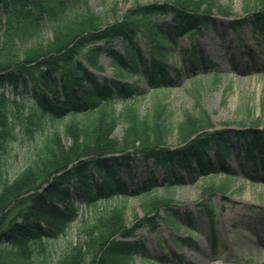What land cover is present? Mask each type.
Segmentation results:
<instances>
[{"label": "trees", "instance_id": "1", "mask_svg": "<svg viewBox=\"0 0 264 264\" xmlns=\"http://www.w3.org/2000/svg\"><path fill=\"white\" fill-rule=\"evenodd\" d=\"M80 2L0 0V93L20 87L32 92L30 123L36 120L40 126L43 119L69 122L64 127L66 143L55 131L31 164L13 181L3 183L0 264L30 260L33 247L44 252L46 243L64 236L83 209L93 210V218L79 229L77 241L56 264H133L138 254L148 262L145 242L138 238L137 231L147 228L156 233L159 220L176 231L181 228L175 219L178 212L173 207L176 201L172 191L177 187L175 182L182 180L180 173L186 168L192 171L196 165L203 174L216 172L226 179L235 176L228 159L237 147L230 144L227 132L216 130L208 116L190 112L173 124L160 100L146 115H141L133 101L145 93L137 84L126 82L135 71L138 80L147 82L154 92L166 90L174 82L167 64L173 40L200 35L207 29L214 9L227 17L231 10L215 7L210 0H165L137 5L107 24L89 8L76 9L70 17L55 20L52 41L22 49L23 37L41 29L46 16L56 19ZM252 19L256 34L264 40V0L254 6ZM244 23V19L236 21L233 28ZM139 35L149 41L148 63L139 49ZM117 41L122 43L123 53L116 46ZM101 43L103 51L98 46ZM101 52L111 59L115 69L110 81L93 72L102 70L98 65ZM191 57L195 63L202 59L195 48ZM115 97L124 103L120 113L112 105ZM8 110V101L0 95V162L4 144L12 138ZM81 116L83 119H79ZM246 122L240 123L242 130L237 132L243 145L236 154H244V161L255 167L258 182L264 184V130H257L259 119ZM119 124L124 125L121 139L114 134ZM173 135L178 144L175 149L168 144ZM212 146L215 162L210 156ZM130 153L140 155L144 162L164 172L167 184L163 194H146L149 188H157L152 174L141 190H131V186H137L135 171L122 170V160L128 164L134 161ZM227 188L221 185L216 190L225 192ZM213 191L214 186L205 193ZM132 192L142 193L143 217L125 203H115L110 208L101 206L114 198L128 199L127 194ZM200 206L208 214L216 245L214 208L204 200ZM161 209L165 210V217H160Z\"/></svg>", "mask_w": 264, "mask_h": 264}, {"label": "rangeland", "instance_id": "2", "mask_svg": "<svg viewBox=\"0 0 264 264\" xmlns=\"http://www.w3.org/2000/svg\"><path fill=\"white\" fill-rule=\"evenodd\" d=\"M164 1L81 0L76 7L68 8L56 19L46 16L41 22V29L29 31L23 37L21 48L52 41L55 20L70 17L76 9L89 8L110 24L137 5ZM259 1L262 0H210L215 7L219 5L229 8L231 16L222 15L214 9L207 29L200 35L173 40V51L167 64L169 76L174 82L168 84L167 90L154 92L147 82L139 81L138 72L133 71L134 75L128 77L126 82L137 84L142 93H145L133 101L141 115H146L158 100L165 103L166 117L173 124L179 122L186 112L206 115L216 125V130L227 132L228 140L234 147L243 145L237 138V132L242 129L241 122L259 119V127L264 130V40L256 34L252 19L254 6ZM247 6L250 7L249 11L245 10ZM243 19L246 23L234 29L233 24ZM166 21L171 22L170 18ZM165 29L164 25V32ZM115 44L123 53L122 43L117 41ZM138 45L143 60L148 63L149 41L139 35ZM98 46L104 50V44ZM193 47L202 56L200 62L195 63L187 52V49ZM144 61L141 63L142 69ZM98 65L102 70L93 71L98 77L109 81L115 77L111 59L104 52L99 55ZM195 88L201 90L195 91ZM0 95L8 101L12 125V138L4 144L1 153V192L3 183L6 180L13 181L23 172L55 131L61 133L62 141L66 143L64 127L69 122L67 119H43L40 126L36 120L30 123L28 117L33 109L30 100L32 92H26L21 87L17 91L6 88ZM112 105L117 113L124 108V103L117 97ZM123 132L124 125L119 124L115 137L121 139ZM168 144L173 149L178 147L175 135L169 138ZM239 147L241 146L236 150ZM236 150H233L228 159L234 178L226 179L216 172L203 174L196 165H193L192 171L184 170L182 180L175 182L177 187L173 192V200L176 201L173 207L178 212V218L175 219L181 228L176 231L173 226L168 227L159 220L160 228L157 233L148 232L147 228L139 229L138 238L145 242L150 261H145L144 256L138 254L133 264H264V184L257 181L255 167L244 161V154L241 153L238 157ZM214 152L215 147L212 146L210 156L215 162ZM130 156L134 161L128 164L122 160V170L124 173L129 169L135 171L138 187H131L132 191L141 190L149 174L154 176L158 186L164 187L167 184L161 169L147 164L140 155L130 153ZM221 185H227L225 192L216 190ZM212 186L214 191L211 194L205 193ZM140 194L141 192H132L128 194L129 199L114 198L101 206L110 208L115 203L126 201L128 208H136L139 217H143L138 198ZM203 200L211 203L214 208L219 234L217 247H213L206 212L200 206ZM93 214L91 209L81 210L78 219L71 224L64 236L46 243L44 252L39 247H33L31 259L17 264H56L70 245L77 241L79 228L88 224ZM159 215L165 217V210L161 209ZM127 216L128 223L131 224V210L127 211Z\"/></svg>", "mask_w": 264, "mask_h": 264}, {"label": "water", "instance_id": "3", "mask_svg": "<svg viewBox=\"0 0 264 264\" xmlns=\"http://www.w3.org/2000/svg\"><path fill=\"white\" fill-rule=\"evenodd\" d=\"M241 130H242V129H241ZM241 130H240V131H241Z\"/></svg>", "mask_w": 264, "mask_h": 264}]
</instances>
